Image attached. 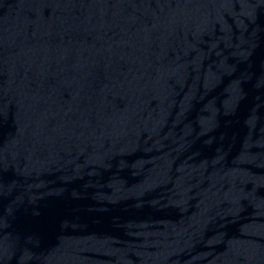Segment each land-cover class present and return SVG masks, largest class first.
Instances as JSON below:
<instances>
[{"label": "water", "instance_id": "95a60500", "mask_svg": "<svg viewBox=\"0 0 264 264\" xmlns=\"http://www.w3.org/2000/svg\"><path fill=\"white\" fill-rule=\"evenodd\" d=\"M0 264H264V0H0Z\"/></svg>", "mask_w": 264, "mask_h": 264}]
</instances>
